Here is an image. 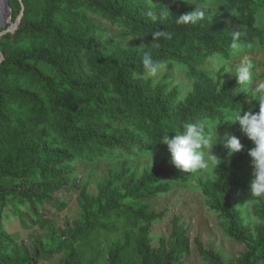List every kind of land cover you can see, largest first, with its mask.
Wrapping results in <instances>:
<instances>
[{"label":"trees","instance_id":"trees-1","mask_svg":"<svg viewBox=\"0 0 264 264\" xmlns=\"http://www.w3.org/2000/svg\"><path fill=\"white\" fill-rule=\"evenodd\" d=\"M10 5L12 24L22 18L16 29L0 36V206L12 196L32 209L31 215L16 211L24 227L53 229L48 242L29 254L14 246L15 236L3 228L0 215V264H39L56 255L57 264H184L191 253L188 229L174 216L169 236L153 246L152 226L165 212L146 202L157 197L165 180L187 179L172 163L126 178L125 187L115 179L104 182L81 220L64 227L47 217L45 205L60 206L53 197L66 185L68 165L76 158L92 160L98 153L127 151L140 142L164 148V136L174 137L184 122L224 125V108L249 109L252 100L238 93L235 77L220 88L201 69L210 54L229 55L230 27L208 14L195 25L177 24L179 15L194 11L186 5L168 8L167 18L154 22L147 12L159 14L165 7L146 0H10ZM226 7L246 29L241 43L264 42V29L258 26L264 0H227ZM81 9L121 24L143 38L145 48L124 49L94 36L97 28L77 13ZM158 30L171 32L172 39L153 41ZM145 53L187 66L196 78L193 90L179 100L177 89L153 87L144 79ZM241 142L244 149L235 154L224 147L215 179L206 187L229 233L246 246L231 264H264V206L257 211L255 234L236 208V198L250 191L253 174L249 150L255 144L248 137ZM120 232L116 239H100L102 233ZM194 241L204 264H225L199 236Z\"/></svg>","mask_w":264,"mask_h":264},{"label":"rangeland","instance_id":"rangeland-1","mask_svg":"<svg viewBox=\"0 0 264 264\" xmlns=\"http://www.w3.org/2000/svg\"><path fill=\"white\" fill-rule=\"evenodd\" d=\"M22 3V0H20ZM153 6L163 4L165 9L175 6L177 10L186 5L195 10L197 5L206 6V14L214 22H221L230 27L231 31L236 27H241L237 23L236 12L227 10V0H146ZM197 4V5H196ZM77 13L86 21L96 26L94 36L99 37L105 42L119 44L124 49L143 50L146 42L143 38L135 36L119 23H112L101 15L94 14L88 10L81 9ZM264 19V8L259 10L258 20ZM264 29V23H258ZM243 30L244 28L241 27ZM246 33V32H245ZM245 36L243 34L241 37ZM246 45L247 43L242 42ZM253 48L245 47L242 53H234L230 49L229 55L210 54L201 69L207 71L214 83L221 88L228 83L234 73L228 71L231 67L247 55L253 64L252 76L253 85H240L238 93L252 100V105L247 110H242L241 115L251 110L253 113L259 111V102L252 96L250 89L259 80H264V42L254 40ZM168 64L166 70L158 78H149L144 75V79L151 82L153 87L166 86L168 91L177 89L179 100H183L192 90L196 78L190 69L180 63L165 61ZM46 71L51 68L46 64H41ZM247 87L249 90H242ZM216 126L220 136L225 132L236 135L240 140L247 137L242 132L239 122L232 124L225 121L224 125L220 122H210ZM224 149L223 143L218 142L213 148V154L220 157ZM219 160V159H218ZM218 162V161H217ZM171 163V153L168 146L160 149L145 147L140 142L138 147H131L124 151L122 148L109 149L107 152L98 153L94 159L88 160L76 158L69 163V173L66 185L60 189L53 198L59 205H45L47 217L56 224L57 227H64L67 222L74 223L82 218L84 209L89 206V199L99 194L100 186L110 180L115 179L117 184L122 187L127 186L126 178H139L144 172H150L159 165ZM217 164V163H216ZM209 160V170L195 174L182 171L185 181L165 180L161 185V192L155 198H150L148 202L153 209L158 212L164 211L165 218L155 222L152 226V244L159 246L160 239L168 237L171 231V221L174 216H179L180 223L188 229L191 237V253L184 257V264H204L203 257L197 252L195 238L199 236L202 242L215 249L222 255L225 264L236 262L240 255L246 250V246L228 231V222L213 206V198L208 191L207 185L215 179V167ZM123 174V175H121ZM252 174V179H253ZM125 182V183H123ZM247 201V202H246ZM236 208L239 210L243 224L250 227L251 232L259 224L257 211L264 206V197H251L250 191L240 194L236 200ZM17 209L23 214L31 215L32 209L28 203H18L9 196L6 206H0L3 228L15 236L14 246L19 250H25L32 254L41 244H46L52 234V226L42 229L39 226L26 228L21 222ZM121 236V232L114 235L101 234L100 239H116ZM60 255L51 259L42 260L39 264H57Z\"/></svg>","mask_w":264,"mask_h":264},{"label":"clouds","instance_id":"clouds-1","mask_svg":"<svg viewBox=\"0 0 264 264\" xmlns=\"http://www.w3.org/2000/svg\"><path fill=\"white\" fill-rule=\"evenodd\" d=\"M191 3L192 0H190ZM197 5V4H196ZM206 6L197 5L194 11L179 15L176 18L177 24H197L205 19ZM154 22L161 18H167V9L159 14L153 10L147 12ZM258 23H264V19L258 20ZM246 29L236 27L232 31L231 49L234 53H242L245 49H252L253 44H242L241 36L245 34ZM153 41L172 39V33L165 30H158L152 33ZM155 43L154 47H159ZM142 64L149 78H158L168 67L167 62L154 60L150 53H145L142 57ZM253 64L247 55L236 62L230 70L234 73L237 84L253 85L252 76ZM242 90H249L245 87ZM252 96L259 102V111L253 113L251 110L241 115L242 110L236 111L231 108H224L225 121L235 124L239 122L241 130L252 140L255 147L249 150L252 158L253 179L250 185L251 197H264V80L257 81L250 89ZM224 121V122H225ZM183 130H177L174 137L165 135L162 142L168 146L171 153V163L179 170L186 173L195 174L198 172H207L209 170V160L215 165L219 158L213 154L214 146L220 142L228 150L229 154H235L244 149L241 140L230 132H225L220 136L217 127L207 120L188 121L182 124ZM247 202V201H246ZM259 222V221H257Z\"/></svg>","mask_w":264,"mask_h":264},{"label":"water","instance_id":"water-1","mask_svg":"<svg viewBox=\"0 0 264 264\" xmlns=\"http://www.w3.org/2000/svg\"><path fill=\"white\" fill-rule=\"evenodd\" d=\"M12 14L13 11L10 5V0H0V36L18 27L22 14L13 24Z\"/></svg>","mask_w":264,"mask_h":264}]
</instances>
